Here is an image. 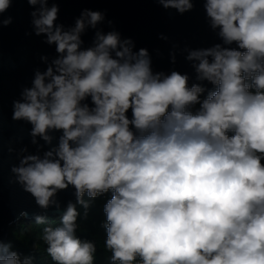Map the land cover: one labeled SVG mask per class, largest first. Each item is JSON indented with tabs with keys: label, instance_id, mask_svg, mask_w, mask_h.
Masks as SVG:
<instances>
[{
	"label": "clouds",
	"instance_id": "1",
	"mask_svg": "<svg viewBox=\"0 0 264 264\" xmlns=\"http://www.w3.org/2000/svg\"><path fill=\"white\" fill-rule=\"evenodd\" d=\"M12 2L0 0V28L13 22L3 15ZM155 2L183 15L196 0ZM27 3L32 32L56 55L40 57L46 68L12 101V120L31 125L37 151L20 149L10 182L59 213L55 227L34 217L53 264H95L96 243L77 231L108 194L109 264H264V0H203L220 42L182 49L191 85L187 73L154 71L132 38L104 32L105 12L85 8L66 27L56 2ZM70 187L75 202L62 208L57 196ZM0 264L34 257L0 239Z\"/></svg>",
	"mask_w": 264,
	"mask_h": 264
},
{
	"label": "water",
	"instance_id": "2",
	"mask_svg": "<svg viewBox=\"0 0 264 264\" xmlns=\"http://www.w3.org/2000/svg\"><path fill=\"white\" fill-rule=\"evenodd\" d=\"M52 2H56L60 8L57 23H63L66 27L74 25L75 19L85 8L105 12L106 20L99 26L104 32L116 30L122 37L132 38L137 50L148 49L154 71L187 73L190 85L198 81L182 49L186 46L206 48L220 42L209 28L203 0H196L194 9L183 15L175 10L163 9L155 0H49V6ZM32 10L27 0H13L11 7L3 14L4 17H13V22L0 28V239L4 242L10 228L23 220L18 219L21 211L28 213L26 219L36 215L59 216L54 208L47 212L41 210L34 198L24 192L19 184L10 182L14 180L11 167L18 165L20 149L27 146L28 153L37 151L30 142L31 125L12 120V101L19 98L23 87L31 86L35 69L43 71L46 68L40 57L56 55L55 46L45 44L43 36L38 37L32 32ZM108 20L113 22L111 27ZM161 34L168 39H161ZM93 37L94 30L89 29L82 37L84 47L91 45ZM173 50L177 53L175 64L170 57ZM207 87L212 88L211 85ZM128 115L131 118L130 110ZM55 135L58 137L60 133ZM40 143L43 144V141ZM9 148L15 151L9 152ZM57 199L62 208L70 200L75 202L74 189L70 187L61 191Z\"/></svg>",
	"mask_w": 264,
	"mask_h": 264
},
{
	"label": "trees",
	"instance_id": "3",
	"mask_svg": "<svg viewBox=\"0 0 264 264\" xmlns=\"http://www.w3.org/2000/svg\"><path fill=\"white\" fill-rule=\"evenodd\" d=\"M110 194L98 198L89 212L87 220L79 221L77 235L81 239L92 240L96 243L97 252L95 264H109L111 253L104 247L105 230L101 227L104 221L103 204L109 198ZM79 208V206H78ZM83 212L82 209H80ZM47 223L53 227L59 225L58 216H48ZM44 225H37L32 219H23L10 228L8 238L5 243H11L13 250L19 252L21 256H33L34 264H53L51 258L47 255L46 245L41 238ZM36 245L34 247L33 245Z\"/></svg>",
	"mask_w": 264,
	"mask_h": 264
}]
</instances>
